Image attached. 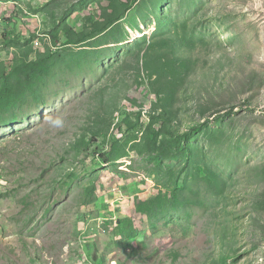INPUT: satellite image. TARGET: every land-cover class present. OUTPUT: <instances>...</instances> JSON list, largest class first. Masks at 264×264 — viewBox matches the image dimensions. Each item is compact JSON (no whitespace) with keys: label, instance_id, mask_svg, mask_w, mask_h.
I'll return each mask as SVG.
<instances>
[{"label":"rangeland","instance_id":"obj_1","mask_svg":"<svg viewBox=\"0 0 264 264\" xmlns=\"http://www.w3.org/2000/svg\"><path fill=\"white\" fill-rule=\"evenodd\" d=\"M143 1L121 32L96 40L106 48L55 81L47 106L26 107L22 122L0 127V264H264V0ZM109 5L0 0V64L12 69L21 59L6 33L21 42L39 38L43 48L33 43L35 51H57L67 39L61 33L56 48L51 33L64 23L82 31L88 16L102 17ZM162 30L178 41L197 35L179 54L188 75L166 91L184 133L204 127L192 141L207 161L186 171L191 195L205 206L155 229L136 205L159 194L169 171L159 181L140 151L120 168L103 154L125 137V112L143 111L139 142L145 139L157 97L137 52ZM77 47L73 55L85 52ZM108 128L109 139L97 140ZM97 146V155L89 152ZM208 162L224 180L221 191L205 186L200 169ZM127 218L138 236L123 242L117 228Z\"/></svg>","mask_w":264,"mask_h":264},{"label":"trees","instance_id":"obj_2","mask_svg":"<svg viewBox=\"0 0 264 264\" xmlns=\"http://www.w3.org/2000/svg\"><path fill=\"white\" fill-rule=\"evenodd\" d=\"M108 1L110 5L102 7V17L88 16L82 31H75L67 23H64L60 29L51 33L56 48L57 43L61 41V33L67 39L63 49L57 51L51 47H48L44 52L35 51L31 41L21 42L12 34L4 35L7 44L19 47L21 59L20 62L15 63L12 69H9L7 64H0V127L22 122L26 117L24 115L26 107L47 106L49 99L46 96L55 81L59 77L66 78L68 70H75V65L80 63L84 55L88 58L92 54H98L93 53L92 50L97 52L101 48H106L103 43L96 40L101 37L116 36L121 32L122 22L127 16H130L135 9L143 4V0ZM88 4V1H84L80 3V6L85 8ZM174 22H169L168 28ZM160 33L151 38L146 37L145 44L137 52L146 61L148 80L152 92L157 97L155 108L149 115L150 123L145 131L144 142H139V136L143 133L141 124L143 111L135 117L125 112L122 121L126 122L125 125L128 127L124 129V124L120 127L125 137L115 138L103 154V158L108 164L120 168V165L130 158V153L140 151V154L147 156L150 165H154L156 168L151 170V174L159 181L163 180L161 179L163 174L169 171L168 179L160 185L162 188L159 194L150 197L145 203L136 205L135 211L145 216L155 229L161 223L169 224L182 218L184 214L186 219H189L190 209L195 210L200 206H205V202L199 200V194L191 195L194 184L189 183L186 171L191 168L190 164L202 160L207 161L205 149L200 144L195 147L192 141L197 139L198 133L204 127H193L189 133H184L180 126L175 124L177 115L170 113L168 109L173 96L172 91H166L167 88L172 87L177 81L188 75L187 63L179 57V54L181 48L185 47V43L194 42L197 35L186 36L178 41L172 36L170 30L168 33H165V30ZM80 45H85V48ZM73 46H79L77 49H82L85 52L73 55L74 51L72 52L71 48ZM99 125L101 122L97 124L96 130L99 129ZM111 129L108 128L105 132L99 133L97 140L109 139ZM87 143L88 140H84L82 144L86 147ZM95 150L90 148L89 152L97 155L101 151L98 146ZM181 158L184 163L181 162L180 169L176 161ZM168 162H172V164H168ZM200 170L204 174L205 186L210 192L213 193L214 189L217 191L223 189L222 176L211 167L209 162L204 164ZM200 170H197V173L200 174ZM109 224L114 225V223ZM119 224L117 233L123 242L138 236L133 218L121 220Z\"/></svg>","mask_w":264,"mask_h":264},{"label":"built area","instance_id":"obj_3","mask_svg":"<svg viewBox=\"0 0 264 264\" xmlns=\"http://www.w3.org/2000/svg\"><path fill=\"white\" fill-rule=\"evenodd\" d=\"M33 43H34V46H35L37 49L42 50L43 46H42L41 40H40L39 38L36 39Z\"/></svg>","mask_w":264,"mask_h":264}]
</instances>
